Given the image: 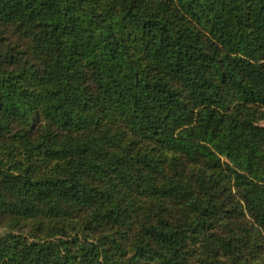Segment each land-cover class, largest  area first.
I'll use <instances>...</instances> for the list:
<instances>
[{"label": "trees", "instance_id": "1", "mask_svg": "<svg viewBox=\"0 0 264 264\" xmlns=\"http://www.w3.org/2000/svg\"><path fill=\"white\" fill-rule=\"evenodd\" d=\"M0 21L29 29L43 59L34 89L35 70L0 52V211L15 214L0 264L250 263L248 237L215 229L235 207L264 229V126L250 111L264 107V0H0ZM169 155L215 181L171 174ZM221 176L235 207L216 196ZM145 196L149 237L126 260L89 224L71 237L35 219L68 205L121 226Z\"/></svg>", "mask_w": 264, "mask_h": 264}, {"label": "rangeland", "instance_id": "2", "mask_svg": "<svg viewBox=\"0 0 264 264\" xmlns=\"http://www.w3.org/2000/svg\"><path fill=\"white\" fill-rule=\"evenodd\" d=\"M150 7V4L148 5ZM0 33L4 35V40L0 42V52L14 59L17 63V68H28L29 66L35 70H25L28 83L30 87L37 89L39 88L41 74L43 69V59L36 52L35 45L31 34L26 32V27L18 22L15 23H2L0 21ZM8 44H17V47L12 51L15 55L9 53ZM250 111L255 114V123L257 125L264 126V107L251 106ZM124 122L120 121L113 125V131L117 132L120 130H125L123 127ZM16 128L22 126V121H18L14 124ZM36 129V128H35ZM17 154H19L17 152ZM166 160L169 162L170 167L169 172L175 176V171L183 174L184 172L191 177L196 186H202L205 182H214L215 176L213 171L208 167H205L203 162H188L186 166H183L180 160H176L173 156H165ZM223 161L227 159L223 156ZM40 164V163H39ZM177 164V168L173 166ZM41 165V164H40ZM184 173V174H185ZM251 178H256L254 175H249ZM222 177V176H221ZM259 180V179H258ZM202 182V183H201ZM219 187L215 188V191H223V196L221 194L216 195L222 201H224L225 208L235 207L236 202H230L232 199H228L230 193L235 194L237 200H240L236 189L230 183L228 184L225 178H221V183ZM231 190V191H230ZM230 191V193H228ZM140 204H125L123 211L126 214L128 211L129 216L126 223L122 224H109L106 222L92 223L89 214L73 206L65 205L58 210H54L53 207H48L46 212L39 214L35 219L45 224V226H65L68 230V234L73 237L76 233L75 230L79 231L82 236L84 229L87 224L91 225L88 230L89 236H93L97 243L102 244L105 248L110 250V254L121 260H126L133 253L134 244L137 242L138 238L141 236L146 238L148 236V226L147 224L152 218L150 213V205L152 201L146 196L138 200ZM218 203V202H217ZM219 204V203H218ZM236 208V213L231 217L225 218L223 223L220 219L217 221V227L215 230H220L221 233H225L234 230V233L248 237V245L246 244V249L250 252V263L248 264H264V229H261L258 225L252 222V216L248 213H244ZM92 217V214H91ZM15 214L8 211H0V234L6 232L10 227L14 225ZM18 223L19 232L23 234L24 237L32 239L31 222L30 220L20 219ZM243 229V231L241 230ZM241 230V231H240ZM18 229H15L17 232ZM240 231V233H239ZM45 232L41 233V236ZM242 233V234H241ZM84 237V236H82ZM149 237V236H148ZM207 243V242H206ZM212 243V242H211ZM212 246L214 244L212 243ZM202 255H197L199 258Z\"/></svg>", "mask_w": 264, "mask_h": 264}]
</instances>
